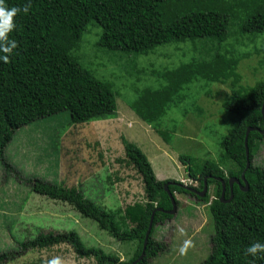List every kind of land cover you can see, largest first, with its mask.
<instances>
[{
  "label": "trees",
  "instance_id": "1",
  "mask_svg": "<svg viewBox=\"0 0 264 264\" xmlns=\"http://www.w3.org/2000/svg\"><path fill=\"white\" fill-rule=\"evenodd\" d=\"M28 0H5L9 7H22ZM246 0H31L28 14L21 12L16 18V30L10 38L19 43L9 62L0 60V166L16 171L7 159L5 149L21 127L33 121L68 111L70 123H83L115 114L116 92L112 86L96 78L85 68L75 51L78 49L89 23L96 21L103 28L98 45L108 50L127 53H149L156 46L170 43L200 40L195 48L203 54L165 70L166 83L158 88L139 90L132 107L148 123L157 122L174 104L185 86L197 79L224 82L232 80L230 97L224 108L238 118L222 140V162L207 159L193 167L189 155L180 159L186 164L189 176L199 180L204 187L208 177L209 187L215 185L210 211L214 219L211 235V251L198 264H249L253 257L246 256V248L254 241L264 243V167L253 162L255 152L264 133L251 130L248 138L251 165L247 166L245 146L249 126H264V79L254 85L242 83L239 64L248 52L238 57H227L220 50L223 42L232 36L244 40L249 35L264 32V0H258L253 12L233 32L230 31L229 10L245 4ZM217 43V50L214 49ZM198 44V45H197ZM212 44L214 46H212ZM215 50V51H214ZM259 50V49H257ZM264 51V50H262ZM207 57V58H204ZM264 63V61L262 62ZM160 134H163L160 131ZM125 158L119 161L132 164L141 175L146 200L135 201L116 210L107 209L86 197L76 186H66L39 177H28L32 191L72 205L84 217L108 231L122 242H135L133 256L122 259L115 252L89 246L75 230L40 232L34 238L19 241L23 252L30 249H49L57 245H69L78 257L94 258L98 264H149L165 248L154 234L159 223L174 215L164 209L172 208V200L165 188L174 179H159L147 154L125 136L122 138ZM228 161L231 164L227 165ZM249 188L244 190L234 183L233 197L221 200L226 182L225 200L230 198V177H237L241 184L242 173ZM213 175V176H212ZM117 179H121L115 174ZM108 178H112L111 175ZM179 182V181H178ZM171 192L196 196L184 186L170 183ZM209 193L199 200H208ZM177 204L179 199L177 198ZM155 210L153 227L143 253L146 231ZM14 250L0 253V264L13 260ZM16 258V257H15ZM255 264H264L256 259Z\"/></svg>",
  "mask_w": 264,
  "mask_h": 264
},
{
  "label": "rangeland",
  "instance_id": "2",
  "mask_svg": "<svg viewBox=\"0 0 264 264\" xmlns=\"http://www.w3.org/2000/svg\"><path fill=\"white\" fill-rule=\"evenodd\" d=\"M257 2L246 0L245 4L228 11L231 32L256 12ZM102 32V26L96 21L89 23L74 54L96 78L112 86L117 111L83 123H70L68 111H63L37 119L16 131L5 155L18 174L0 166V253L14 250L16 258L2 264H47L56 257L65 264H98L94 258L78 257L66 244L22 251L19 241L49 230L75 229L87 245L115 252L125 260L135 251V242L119 241L69 203L32 191L25 180L28 177L79 187L97 204L116 210L146 200L141 175L132 164L118 160L125 158L123 136L147 154L157 177L162 180L174 179L192 185L186 164L179 157L182 154L191 157L193 167L207 159L222 162V140L238 118L223 106L231 95V79L216 82L200 77L188 83L157 122L148 123L132 107L139 90L148 86L158 88L166 83L162 72L192 60L193 56H201L202 49L195 48L201 39L165 43L149 53L135 54L100 47L97 43ZM214 49L217 50V43ZM220 50L230 58L249 53L238 67L242 83L254 85L264 79V32L248 34L240 41L232 36L222 43ZM253 162L264 167V138ZM214 190L213 184L206 201L176 193L180 202L177 212L159 223L154 234L165 248L149 264H198L208 257L210 238L215 230L210 211ZM177 225L183 227L187 235H181ZM189 238L194 239L195 247L186 255H180L179 248Z\"/></svg>",
  "mask_w": 264,
  "mask_h": 264
},
{
  "label": "clouds",
  "instance_id": "3",
  "mask_svg": "<svg viewBox=\"0 0 264 264\" xmlns=\"http://www.w3.org/2000/svg\"><path fill=\"white\" fill-rule=\"evenodd\" d=\"M31 7V0H28V2L22 7H9L8 5H6L5 0H0V60L5 63L9 62L10 57L14 53V50L19 47L18 41L10 38V33L15 31L17 27L15 23V18L21 12H23L24 14H28ZM190 179L193 181L195 180L192 177H190ZM188 185L192 186L191 184ZM176 193L177 192H175V196ZM177 230L181 235H187L185 229L183 227H180L179 225H177ZM193 247H195L194 239H186L179 248L180 255H186L188 250ZM245 255L253 257V260L250 261L249 264H255L256 259H264V243H261L260 241L252 242L246 248ZM47 264H65V262L60 257H56L48 261Z\"/></svg>",
  "mask_w": 264,
  "mask_h": 264
},
{
  "label": "water",
  "instance_id": "4",
  "mask_svg": "<svg viewBox=\"0 0 264 264\" xmlns=\"http://www.w3.org/2000/svg\"><path fill=\"white\" fill-rule=\"evenodd\" d=\"M262 112H263V117H264V103H263V106H262ZM254 129H257L260 132L264 133V126H263V128L253 127V126H249L248 127V129L246 131V136H245V146H246V155H247V166H246V169L251 165L250 149H249V144H248V138H249L250 131L251 130H254ZM219 179L221 180L222 185H223V191H222V194H221V197H220L221 200H223V201H229L233 197V187H234V183L235 182L239 183L240 186L244 190H247L249 188L248 181L245 178V171L242 173V179L245 182L243 185L241 184V181H240L239 178H237V177H230V179H229V185H230L231 190H232V195H231L230 198H228L227 200H225L226 182L224 181L223 178H219ZM170 183H175V184L184 186L186 189H188V190H190L192 192H197V190L194 187H192L190 185H187L185 183H182V182H167L165 184V188L168 191V193H169V195L171 197V200H172V208H170V209H164L163 207H157V209L158 210L165 211V212L170 213V214H175L177 212V210H178V204H177L176 196L174 195L173 192H171V190L169 188ZM208 189H209L208 177L206 176L204 178V187H203L202 191L199 193V195L201 197H204L207 194ZM154 215H155V210L153 211V213L151 215L150 223H149L148 229L146 231V236H145V241H144V247H143V253L141 254L140 258L144 255L145 248H146L147 243H148V240H149L150 232H151V229L153 227Z\"/></svg>",
  "mask_w": 264,
  "mask_h": 264
},
{
  "label": "flooded vegetation",
  "instance_id": "5",
  "mask_svg": "<svg viewBox=\"0 0 264 264\" xmlns=\"http://www.w3.org/2000/svg\"><path fill=\"white\" fill-rule=\"evenodd\" d=\"M213 176V175H212ZM213 177H215V178H218V180H219V178H221V177H216V176H213ZM193 181V180H192ZM197 182V183H194V182ZM171 182V181H170ZM236 183V182H235ZM199 180H194L193 181V183H192V187H194L196 190H197V192H194L195 194H196V196H194L196 199H200V198H202L200 195H199V193L202 191V189H203V187L202 188H199ZM229 187H230V185H229ZM233 189H234V187H233ZM211 191V187H209V189H208V192L207 193H209ZM230 192H231V195H232V190H231V187H230ZM226 194V193H225ZM206 196V195H205ZM204 196V197H205ZM231 197V196H230Z\"/></svg>",
  "mask_w": 264,
  "mask_h": 264
}]
</instances>
